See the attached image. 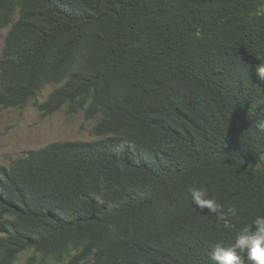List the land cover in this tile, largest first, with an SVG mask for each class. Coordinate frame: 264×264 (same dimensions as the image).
I'll list each match as a JSON object with an SVG mask.
<instances>
[{"label":"trees","instance_id":"obj_1","mask_svg":"<svg viewBox=\"0 0 264 264\" xmlns=\"http://www.w3.org/2000/svg\"><path fill=\"white\" fill-rule=\"evenodd\" d=\"M5 29L0 111L99 140L0 164V264H214L264 216V0H0Z\"/></svg>","mask_w":264,"mask_h":264},{"label":"rangeland","instance_id":"obj_2","mask_svg":"<svg viewBox=\"0 0 264 264\" xmlns=\"http://www.w3.org/2000/svg\"><path fill=\"white\" fill-rule=\"evenodd\" d=\"M9 29L0 32V59ZM57 86H47L37 101L43 103ZM59 87V86H58ZM97 120H86L84 113L70 115L66 108L42 118L31 104L25 110L0 111V164L9 166L31 150H39L57 142H93L99 140L94 133ZM32 251L25 252L16 264H29ZM50 264H59L51 261Z\"/></svg>","mask_w":264,"mask_h":264},{"label":"clouds","instance_id":"obj_3","mask_svg":"<svg viewBox=\"0 0 264 264\" xmlns=\"http://www.w3.org/2000/svg\"><path fill=\"white\" fill-rule=\"evenodd\" d=\"M260 78L264 79V65L257 67ZM264 128V125H261ZM192 203L199 209H207L211 213L217 214L218 218H223L220 211L221 206L214 200L208 198L207 190L203 187H192L189 189ZM100 199L99 196L96 197ZM235 214V209L232 210ZM254 229L245 227L241 230L236 239L234 247L225 248L217 244L211 252V260L214 264H243V257L236 249L246 250L247 259L253 264H264V216H258L253 221Z\"/></svg>","mask_w":264,"mask_h":264}]
</instances>
